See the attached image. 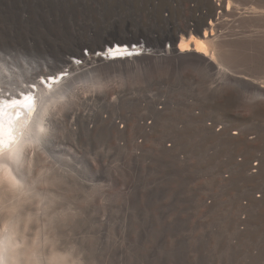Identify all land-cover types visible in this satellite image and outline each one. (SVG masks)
<instances>
[{"label":"rangeland","instance_id":"rangeland-1","mask_svg":"<svg viewBox=\"0 0 264 264\" xmlns=\"http://www.w3.org/2000/svg\"><path fill=\"white\" fill-rule=\"evenodd\" d=\"M228 1L251 9L264 0ZM185 2L0 0V64L15 63L7 66L11 80L25 69L35 79L19 84L31 86L67 70L75 52L100 50L114 39L158 51ZM249 23L226 29L225 50L233 56L224 60L223 73L155 63L105 72L101 83L78 95L61 93L37 124L43 142L36 140V153L26 150L17 166L26 192L16 201L0 189V229L13 228L21 264H264L251 253L252 231L224 230L225 205L244 182L216 183L214 172L229 148L199 129V119H229L230 108L245 114L257 103L264 108V93L226 76L264 81V20ZM192 44L183 43V51ZM89 74L74 73L75 82ZM255 121L264 126V117ZM143 124L149 125L144 131ZM169 138L176 144L172 153L159 148ZM207 191L215 203L201 212L196 196Z\"/></svg>","mask_w":264,"mask_h":264},{"label":"bare ground","instance_id":"bare-ground-1","mask_svg":"<svg viewBox=\"0 0 264 264\" xmlns=\"http://www.w3.org/2000/svg\"><path fill=\"white\" fill-rule=\"evenodd\" d=\"M238 8L228 0H186L183 5L185 12L183 17L180 16L172 30L165 31L161 35L158 45H161L162 49L147 52L144 46H127L124 45L125 39H114L116 42L111 41L107 45H100V50L92 48L93 50L87 55L79 51L75 52V57L65 58L68 63L67 74L65 72L67 70L57 68L59 71H54L47 76L44 73L45 75L38 78L31 86L29 84L21 86L19 84V80H23L21 78L17 80L7 78V66H15L13 61L7 60V64H0V88H7L5 90L7 94L0 90V107L4 111L2 136H0L2 139L0 143L2 193L17 201L20 195L26 192L27 185L20 177L17 166L26 150L36 153L35 146L38 145L36 140L43 142V136L37 124L39 121L43 122L44 113L59 100L63 91L76 93L80 89H88L94 84L101 83L103 80L101 74L105 72L136 70L140 66L142 69L146 66L152 68L155 63H169L176 66L185 64L217 74L223 73L225 72L222 67L224 60L233 56L225 50L226 39L231 35L226 32V29L230 27L233 29L236 23L252 24L249 22L255 19L264 20V1L255 4L251 9ZM195 12L199 13V17H195ZM190 39H193L195 48L184 52L182 44H189ZM178 40L180 44L176 46ZM87 63L91 66L84 70ZM79 71L90 73L89 78L83 76V80L81 78L77 80V82L83 81L81 85H77L76 77H74V73ZM226 73L229 78L244 81L254 86L260 94L264 93V81L258 84L256 80H245L229 72ZM14 101L20 103L14 104ZM60 107L59 105L58 108ZM262 107L263 105L257 103L254 108H247V114L242 113L239 108H230L229 119H211L209 123L199 119V129L204 136L229 148V154L226 153L228 156L225 154L227 161L225 159V162L217 164L216 172H214L216 183L225 186L233 179L244 182L242 190L232 195L225 205L222 216L224 230L238 236L252 231L254 239L251 253L264 258V126L255 123V120L264 117ZM148 126L143 124L142 130H146ZM34 128H37V134L32 132ZM167 141H170L169 145L165 140L160 141L159 148L161 151L167 150L172 153L176 144L172 138ZM196 202L200 211L204 212L213 207L215 196L209 191L198 193ZM18 245L13 228L5 225L0 229V264H21L18 258L20 246Z\"/></svg>","mask_w":264,"mask_h":264},{"label":"snow or ice","instance_id":"snow-or-ice-1","mask_svg":"<svg viewBox=\"0 0 264 264\" xmlns=\"http://www.w3.org/2000/svg\"><path fill=\"white\" fill-rule=\"evenodd\" d=\"M84 55H87V53H83ZM76 63H80L79 61H76ZM14 104L16 103H20L19 101H14L13 102ZM3 115H4V111H3V108L0 107V136H2V129H3ZM0 143H2V139H0Z\"/></svg>","mask_w":264,"mask_h":264},{"label":"water","instance_id":"water-1","mask_svg":"<svg viewBox=\"0 0 264 264\" xmlns=\"http://www.w3.org/2000/svg\"><path fill=\"white\" fill-rule=\"evenodd\" d=\"M0 57H2V56H0ZM28 64H29V62H28ZM28 69L29 70H31L32 69V65H29V67H28ZM1 77V76H0ZM20 77H21V79H25L26 77H28L27 75H26V71H25V69H20ZM28 78H33V79H35L34 77H28Z\"/></svg>","mask_w":264,"mask_h":264}]
</instances>
